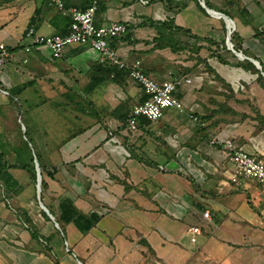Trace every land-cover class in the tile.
<instances>
[{
    "label": "crops",
    "instance_id": "0c3cea01",
    "mask_svg": "<svg viewBox=\"0 0 264 264\" xmlns=\"http://www.w3.org/2000/svg\"><path fill=\"white\" fill-rule=\"evenodd\" d=\"M63 1L80 9L93 2ZM203 1L234 22L240 52L258 72L215 50L228 24L201 0L98 2V26H128L109 42L127 64L139 60L158 82L191 79L176 92L183 111L140 118L130 132L128 113L147 95L127 71L100 67L83 44L57 59L45 46L27 52L29 27L64 35L69 18L51 0H0V43L10 53L0 68V153L11 172L0 173V264H264V186L233 182L225 148L210 143L231 138L264 159V0ZM21 110L31 133V147L16 145L28 149L23 155L10 145ZM64 202L99 219L82 232L60 221ZM191 226L200 229L195 243Z\"/></svg>",
    "mask_w": 264,
    "mask_h": 264
},
{
    "label": "built area",
    "instance_id": "2783aa9c",
    "mask_svg": "<svg viewBox=\"0 0 264 264\" xmlns=\"http://www.w3.org/2000/svg\"><path fill=\"white\" fill-rule=\"evenodd\" d=\"M93 0L90 6L85 9L76 7L68 8L63 0H51L62 14L70 18L69 32L67 34L41 35L31 26L26 31L27 44L25 50L29 52L32 47H47L54 58H60L67 46L73 44L88 45L99 54V63L116 66L127 71V75L142 88L147 98L135 103L130 109L126 124L130 132L138 129L140 118L156 121L163 117L164 112L169 108L179 111L184 110V102L176 92L184 83H190V78H176L156 81L150 74L146 73L139 60L127 64L118 55L117 51L110 46V40L116 37L125 36L128 26L124 22L113 21L98 26L95 22L98 10V2ZM10 53L5 44L0 43V68L4 66ZM197 117H195V120ZM211 144H222L232 163L230 179L239 182L242 178L255 179L264 186V159L249 153L239 147L231 138L222 139L215 136ZM261 220L264 228V207L261 210ZM199 226L189 228L190 241L195 243Z\"/></svg>",
    "mask_w": 264,
    "mask_h": 264
},
{
    "label": "trees",
    "instance_id": "16d2710c",
    "mask_svg": "<svg viewBox=\"0 0 264 264\" xmlns=\"http://www.w3.org/2000/svg\"><path fill=\"white\" fill-rule=\"evenodd\" d=\"M198 3V2H197ZM206 5L209 7V8H212L211 6V3L209 1H206ZM200 8L204 10V8H202L201 5H199ZM35 22V18H33L31 20V23H34ZM69 24H70V18H69ZM68 32H69V29H68ZM68 32H66L65 34H67ZM238 37L236 35V33H233L232 34V43L234 44V47L236 49H239L241 50V44L238 43ZM100 67H103V66H106L104 64H100L99 65ZM245 68H248L250 70H253L254 72H258V69L256 68V66L247 61V64L244 65ZM116 68H113V67H110V70H108L109 72L115 70ZM123 71L126 73V71L123 69ZM114 73V72H112ZM118 74V73H117ZM114 75V74H113ZM116 75V74H115ZM114 75V76H115ZM259 79L261 82H263L264 84V78L262 75H259ZM101 80L99 79H95L92 81V84H91V87H95ZM146 119V118H145ZM148 120V119H147ZM34 158L31 156V168L30 170L34 173V175H36V172H35V166H34ZM5 169H6V165L5 163L3 162V155L0 153V173L1 175L4 176V172H5ZM4 171V172H3ZM3 172V173H2ZM61 208H62V213H61V217H60V221H65L67 223L69 222H74L76 224V226L82 231V232H85V231H88L95 223L96 221L99 219L96 215H92V216H86L82 213H79L74 207H73V204L71 202H64L63 204H61Z\"/></svg>",
    "mask_w": 264,
    "mask_h": 264
},
{
    "label": "rangeland",
    "instance_id": "374dc122",
    "mask_svg": "<svg viewBox=\"0 0 264 264\" xmlns=\"http://www.w3.org/2000/svg\"><path fill=\"white\" fill-rule=\"evenodd\" d=\"M233 42V41H232ZM216 45V49L215 50H220V51H225V52H232L231 50H229L228 48H227V45H226V41L224 42V43H222V44H215ZM236 49V48H235ZM237 51H240L239 49H236ZM232 54V53H231ZM233 55V54H232ZM234 56V55H233ZM234 58H236V57H234ZM219 59L220 60H222L220 57H219ZM230 59L232 60V61H235L236 59H233V57H230ZM223 62H227V60L226 59H223L222 60ZM236 63H237V65L238 66H244L245 64H247V60L245 61V60H242V61H235ZM256 66V65H255ZM264 78V77H263ZM260 80V79H259ZM20 111V109L18 110V112ZM22 112H21V114H20V116L22 117L23 116V119H20V120H18V118H19V115H18V117H17V120H16V133H18L19 134V137L18 138H13V139H11V142H10V145L12 146V147H16V145H17V143L20 141V140H22L23 142H25V144L27 143L28 145H29V147H31V145L29 144V142H30V140H31V133L30 132H26L25 131V128L23 127V125L24 126H28L27 124H28V120L26 119V115H23V110H21ZM27 137V138H26ZM28 145H25V147L26 146H28ZM16 150L18 151L19 150V147H16ZM27 150L28 149H26V148H24V146L19 150V153H21L22 155L23 154H25V153H27ZM32 156V151H29V154H28V157H31ZM34 157V156H33ZM28 159V158H27ZM30 159V158H29ZM28 162H29V160H28ZM34 163L36 164V160H35V158H34ZM7 175H10L11 176V172L10 171H8V172H4V177L5 176H7ZM40 208V207H39ZM40 210L43 212L44 210H43V208L41 209L40 208Z\"/></svg>",
    "mask_w": 264,
    "mask_h": 264
},
{
    "label": "water",
    "instance_id": "95a60500",
    "mask_svg": "<svg viewBox=\"0 0 264 264\" xmlns=\"http://www.w3.org/2000/svg\"><path fill=\"white\" fill-rule=\"evenodd\" d=\"M201 4L206 8V10L211 13L212 15H215V16H220V17H223L226 21H227V24H228V34H227V40H226V44H227V47L229 50H231L238 58L240 59H246V60H250V61H253L255 62V64L257 65V67L260 69L261 66L258 62H256L255 60L245 56L242 52L240 51H237L234 47V44L232 43L231 39H232V33L234 31V22L229 18L227 17L225 14L223 13H220V12H217L215 13L214 11H212L211 9H209L206 5H205V2L203 0H201ZM261 74L264 76V73L261 72ZM36 168H37V174H38V183H37V186H38V195L40 196V193H41V171H40V168L38 166V163L36 161ZM41 206L42 208L47 211V209L43 206V204L41 203Z\"/></svg>",
    "mask_w": 264,
    "mask_h": 264
}]
</instances>
